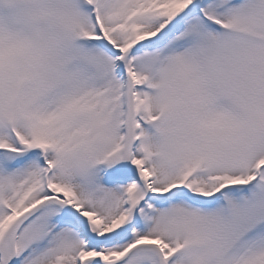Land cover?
<instances>
[{
  "label": "snow or ice",
  "instance_id": "obj_1",
  "mask_svg": "<svg viewBox=\"0 0 264 264\" xmlns=\"http://www.w3.org/2000/svg\"><path fill=\"white\" fill-rule=\"evenodd\" d=\"M0 264H264V0H0Z\"/></svg>",
  "mask_w": 264,
  "mask_h": 264
}]
</instances>
